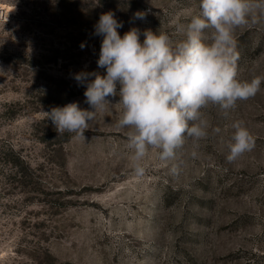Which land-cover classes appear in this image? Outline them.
Returning a JSON list of instances; mask_svg holds the SVG:
<instances>
[{"label":"rangeland","instance_id":"rangeland-1","mask_svg":"<svg viewBox=\"0 0 264 264\" xmlns=\"http://www.w3.org/2000/svg\"><path fill=\"white\" fill-rule=\"evenodd\" d=\"M199 3L0 0V264H264V81L227 114L202 109L208 136H185L167 163L150 150L142 177L132 167L130 129L117 125L118 94L86 139L59 134L44 115L73 102L93 110L84 92L95 77L81 83L75 75H106L97 64L101 14L123 23L121 37L137 28L141 42L145 30L178 42L176 25L198 15ZM234 38L238 78L264 77V18ZM235 121L255 148L229 163Z\"/></svg>","mask_w":264,"mask_h":264},{"label":"clouds","instance_id":"clouds-1","mask_svg":"<svg viewBox=\"0 0 264 264\" xmlns=\"http://www.w3.org/2000/svg\"><path fill=\"white\" fill-rule=\"evenodd\" d=\"M199 8L189 23L176 25V32L184 36L178 42L164 32L151 30L144 31L141 42L137 28L121 37L117 29L123 23L112 12L101 14L95 25V34L103 36L97 64L106 68V75H75L81 83L95 77L84 92L93 110L81 109L73 102L44 112L47 120L59 134L75 133L86 139L85 132L97 112L110 105L108 97L118 94L117 104L123 111L117 125L130 129L127 147L133 151L132 167L137 177L145 174L144 161L150 150H156L159 160L167 163L176 158L185 136L194 141L206 138L209 123L202 109L218 105L227 114L235 110L238 101L253 98L260 91L264 77L250 81L238 78L234 31L264 18V0H200ZM134 15L143 20L146 13ZM232 128L226 158L229 163L255 148V138L243 121H235ZM191 156L196 158L197 152ZM179 171L176 164L170 168L172 175Z\"/></svg>","mask_w":264,"mask_h":264},{"label":"bare ground","instance_id":"bare-ground-1","mask_svg":"<svg viewBox=\"0 0 264 264\" xmlns=\"http://www.w3.org/2000/svg\"><path fill=\"white\" fill-rule=\"evenodd\" d=\"M3 6H4V5H3ZM8 7H10V6H7V8H8ZM14 9H15V7H14ZM2 10H3V9H2ZM6 11H7V10H6ZM7 12H8V11H7Z\"/></svg>","mask_w":264,"mask_h":264}]
</instances>
